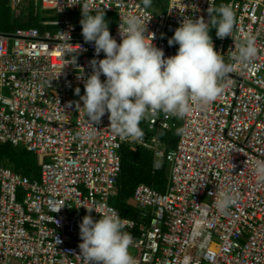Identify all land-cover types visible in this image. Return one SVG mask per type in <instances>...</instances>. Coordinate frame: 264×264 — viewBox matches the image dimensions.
Segmentation results:
<instances>
[{
  "label": "built area",
  "instance_id": "built-area-1",
  "mask_svg": "<svg viewBox=\"0 0 264 264\" xmlns=\"http://www.w3.org/2000/svg\"><path fill=\"white\" fill-rule=\"evenodd\" d=\"M10 1L15 8L26 2ZM32 2L53 11L49 17L54 19L45 24L52 30L0 32V144L24 146L43 164L35 180L0 165V264H83L76 256L82 242L79 224L89 214L84 206L119 214L132 236L136 264H185L186 257L187 264H264V181L253 172L255 163L264 160V0H230L236 14L232 37L219 39L210 32L215 50L233 66L215 102H193L182 118L146 113L151 132L172 131L181 123L179 143L171 151L148 133L141 141L122 138L110 128L107 113L93 128L80 96L83 79L92 72L90 62L104 54L97 56L94 43L77 37L71 15L82 6L73 5L78 0ZM82 2L117 16L111 35L118 43L121 19L133 14L148 22L152 42L165 57L178 50L168 40L180 23L186 17L207 22L208 9L217 4L169 0L167 11L156 14L139 0ZM248 35L256 36L259 50L255 70L235 60ZM73 55L76 64L65 65ZM80 68L83 78H78ZM77 87L75 99L71 92ZM125 144L154 150L155 170L171 165L166 193L145 184L135 192L147 223L124 217L111 204L118 194ZM221 191L235 198L223 213L215 207ZM90 215L100 218L95 210Z\"/></svg>",
  "mask_w": 264,
  "mask_h": 264
},
{
  "label": "clouds",
  "instance_id": "clouds-1",
  "mask_svg": "<svg viewBox=\"0 0 264 264\" xmlns=\"http://www.w3.org/2000/svg\"><path fill=\"white\" fill-rule=\"evenodd\" d=\"M142 3L148 9L152 0ZM76 4L82 6L80 24L84 41L94 43L97 56L104 54L103 59L90 62L92 72L83 79L84 95L80 96L82 109L92 126L93 122L100 123L107 113L110 128L116 134L141 141L144 133L140 122L149 111L182 118L191 111L193 102L211 105L225 91L226 78L230 79L233 66L215 50L210 32L215 29L219 39L232 37L236 14L231 4L221 3L218 8L208 9L207 22L203 17H186L168 40L170 46L179 45L176 54L170 57H165L164 51L153 44L155 34L148 32V22L144 23L140 17L129 14L121 19L118 43L110 33L103 9H90L82 0L73 5ZM258 52L256 36L248 35L240 43L235 60L241 67L255 70ZM76 62L73 55L65 65ZM80 69L78 78H83L84 70ZM102 75L106 78L103 81ZM75 91L80 94L79 87ZM253 172L264 181V160L255 163ZM234 202L230 192L221 191L215 207L223 213ZM84 207L89 214L79 224L82 242L76 257L83 264H136L129 252L132 236L124 231L119 214L115 210L102 213L95 207ZM93 210L100 214L98 220L90 215ZM188 259L185 258V264Z\"/></svg>",
  "mask_w": 264,
  "mask_h": 264
},
{
  "label": "trees",
  "instance_id": "trees-1",
  "mask_svg": "<svg viewBox=\"0 0 264 264\" xmlns=\"http://www.w3.org/2000/svg\"><path fill=\"white\" fill-rule=\"evenodd\" d=\"M162 1L163 0L159 1L160 4L163 3ZM229 2L230 0H217L216 8H218L221 3L229 4ZM149 9L152 10L151 7ZM43 10L47 15L54 14L53 11L46 9ZM166 11V8L163 9V12ZM28 17L29 19L24 23H16L15 25H11L10 23L2 24L0 22V32L10 34L18 29L32 28L39 29L42 32H45L48 29L52 30V28L45 24L54 18L45 17L42 22H39L38 15H36L35 12L30 14V11ZM212 32H216L215 29H213ZM140 127L143 130V133H148L151 137L158 136L166 146L167 151L175 149L179 143L181 135L179 127L172 131L151 132L148 129L146 120L140 122ZM120 154L122 157V174L117 186V196L120 200H123L124 203H118L115 208L124 217L125 213H128L129 219L137 221L138 223L144 221L147 223L149 222V218L144 217V213L138 211L139 209L134 211V208L127 203V199H134L137 188L142 184L148 185L160 193H166L169 186L168 179L170 174L168 164L165 163L162 170H155V152L146 147L125 144L123 145ZM42 164L43 158L29 152L24 146L14 147L12 144H0V165L8 167L24 177L32 180L38 179L41 176Z\"/></svg>",
  "mask_w": 264,
  "mask_h": 264
},
{
  "label": "rangeland",
  "instance_id": "rangeland-1",
  "mask_svg": "<svg viewBox=\"0 0 264 264\" xmlns=\"http://www.w3.org/2000/svg\"><path fill=\"white\" fill-rule=\"evenodd\" d=\"M166 3V8L167 3L169 4V0H163V4L165 5ZM30 11V14L32 12H35L36 15H38V20L39 22L43 21V18L45 17H49L50 15H47L45 13V11L43 10V8L41 7V5H39L38 7H36L32 0H26L25 4H23L20 8H15L12 4L10 0H0V22L2 24H11V25H15L16 23H24L25 21H27V19H29L28 17V13ZM18 12H20L22 14V16L18 15ZM71 19L74 22L77 31H78V36L77 37H83L82 36V26L80 24V21L82 19V14L81 12H76L73 13L71 15ZM105 19L108 22V26H109V30L110 33L112 34L115 30V28L118 25V18L115 14H105ZM213 33V32H212ZM71 97L72 98H78L79 95L76 94V91H72L71 92ZM76 120V116L74 117V122ZM143 120H148V116L145 115V118ZM179 128H181V123L179 124ZM163 148H166V146L164 145ZM168 170H171V165H168ZM169 181V179H168ZM127 203L134 208L135 210H138V204L137 202L133 199V198H129L127 199ZM20 202H22V200H20ZM118 203H124L123 200H120V198L118 196H114V198L111 201V204L116 207V205H118ZM138 211H142V210H138ZM129 252L131 253L132 256L137 255V251L133 248H129Z\"/></svg>",
  "mask_w": 264,
  "mask_h": 264
},
{
  "label": "crops",
  "instance_id": "crops-1",
  "mask_svg": "<svg viewBox=\"0 0 264 264\" xmlns=\"http://www.w3.org/2000/svg\"><path fill=\"white\" fill-rule=\"evenodd\" d=\"M142 1V0H141ZM160 0H152V4H151V8L152 10L156 13V14H159V13H162L163 12V9L166 8V3L165 5L163 3L160 4L159 2ZM163 2V1H162ZM164 5V6H163ZM167 6H168V3H167ZM167 10V8H166Z\"/></svg>",
  "mask_w": 264,
  "mask_h": 264
},
{
  "label": "water",
  "instance_id": "water-1",
  "mask_svg": "<svg viewBox=\"0 0 264 264\" xmlns=\"http://www.w3.org/2000/svg\"><path fill=\"white\" fill-rule=\"evenodd\" d=\"M125 217H128V213H125Z\"/></svg>",
  "mask_w": 264,
  "mask_h": 264
}]
</instances>
